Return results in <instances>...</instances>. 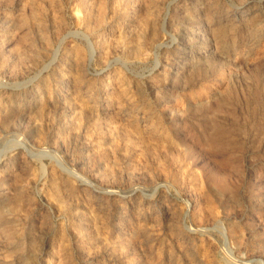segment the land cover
I'll list each match as a JSON object with an SVG mask.
<instances>
[{"label": "rangeland", "instance_id": "374dc122", "mask_svg": "<svg viewBox=\"0 0 264 264\" xmlns=\"http://www.w3.org/2000/svg\"><path fill=\"white\" fill-rule=\"evenodd\" d=\"M0 264H264V0H0Z\"/></svg>", "mask_w": 264, "mask_h": 264}]
</instances>
